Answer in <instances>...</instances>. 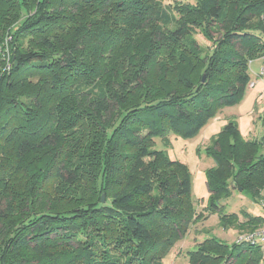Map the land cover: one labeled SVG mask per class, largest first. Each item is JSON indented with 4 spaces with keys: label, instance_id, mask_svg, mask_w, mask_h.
Returning a JSON list of instances; mask_svg holds the SVG:
<instances>
[{
    "label": "trees",
    "instance_id": "1",
    "mask_svg": "<svg viewBox=\"0 0 264 264\" xmlns=\"http://www.w3.org/2000/svg\"><path fill=\"white\" fill-rule=\"evenodd\" d=\"M262 56L264 0H0V264H163L202 217L167 136L193 138L240 102ZM207 155V212L263 226L222 200L264 201V134L230 120ZM188 256L264 261L216 238Z\"/></svg>",
    "mask_w": 264,
    "mask_h": 264
},
{
    "label": "rangeland",
    "instance_id": "2",
    "mask_svg": "<svg viewBox=\"0 0 264 264\" xmlns=\"http://www.w3.org/2000/svg\"><path fill=\"white\" fill-rule=\"evenodd\" d=\"M164 5L172 3L174 0H159ZM181 2L195 3V0H175ZM195 38L201 47L209 49L211 43L204 39L201 34H196ZM263 56L257 60L250 61L248 72L251 81L247 85L240 102L236 105L222 109L211 118L204 128L193 138L185 139L177 134L168 135L169 146L167 151L172 160L185 164L190 173L192 182L191 198L197 214L202 217L197 223L190 226L188 233L179 239L172 250L164 257L163 264H192L188 253L194 251L199 243L205 239L216 238L220 242L231 245L237 241L241 230L234 227L222 226L217 214L210 215L206 207L208 206L209 191L206 185V172L213 167L214 161L207 155V148L212 139L221 134L225 125L234 120L237 123L239 134L244 139L260 138L264 134V114L261 106V95L263 87L251 86L255 75L258 74L262 65ZM157 148L165 149L162 140H157ZM225 212L236 214L243 219V214L248 213L253 216H263V208L260 204L254 203L252 199L236 190L222 200ZM260 245L264 253V244ZM264 264V261H263Z\"/></svg>",
    "mask_w": 264,
    "mask_h": 264
},
{
    "label": "built area",
    "instance_id": "3",
    "mask_svg": "<svg viewBox=\"0 0 264 264\" xmlns=\"http://www.w3.org/2000/svg\"><path fill=\"white\" fill-rule=\"evenodd\" d=\"M254 82L251 83L252 87H256L257 85H261L263 87L262 95H261V106L264 114V56L262 59V65L257 75H255ZM264 116V115H263ZM263 208L264 213V201L260 204ZM237 243H248V244H264V225L258 228L257 230L251 232L241 233L240 236L237 237Z\"/></svg>",
    "mask_w": 264,
    "mask_h": 264
}]
</instances>
